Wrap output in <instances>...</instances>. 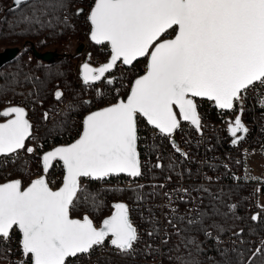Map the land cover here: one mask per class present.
Listing matches in <instances>:
<instances>
[{
	"label": "snow or ice",
	"instance_id": "1",
	"mask_svg": "<svg viewBox=\"0 0 264 264\" xmlns=\"http://www.w3.org/2000/svg\"><path fill=\"white\" fill-rule=\"evenodd\" d=\"M39 2L49 10L67 8V0ZM28 3L29 0H14L18 8ZM36 3L33 0L31 5L33 15H23L20 23H40ZM82 12L77 9L75 14ZM64 19L67 21V16ZM87 20L90 40L107 46L109 58L99 67L88 62L81 65L84 85L102 80L112 85L115 78L106 74L113 72L118 63L132 68L144 57L148 58L146 71L134 80L126 98L88 111L81 122L82 131L72 143L55 147L40 157L43 175L27 187L20 179L0 183V241L7 242L13 230L18 231L22 256L19 264H79L85 259L91 264L94 250L103 248L106 241L117 254L134 255L140 235L127 204H113L114 211L99 228L88 215L73 218L72 210L81 200L78 194L86 193L82 178L141 176L140 119L166 137L174 135L181 120L199 131L198 99L212 102L221 112H231L239 106L242 114L248 91L256 93L264 88V0H94ZM173 28L174 38L161 39ZM102 95L98 90L97 96ZM63 97L64 92L57 87L54 98L61 101ZM257 99L264 108V93ZM81 103L92 105L93 101ZM27 116L26 109L20 106L0 111V117L7 118L0 123V157H14L19 150L29 154L37 151L36 147L26 148L33 127ZM44 118H48V113ZM228 131L234 138L232 143L238 145L249 129L241 115H236L229 122ZM176 151L181 149L176 147ZM55 161L61 162L64 175L61 186L54 190L47 173ZM83 199L89 201L90 194ZM199 215V221L190 218L187 223L198 224L207 238L216 241L221 260L210 258L212 264H264V240L254 250H248L252 256L247 261L244 252L233 248L234 261L229 249L221 246L219 235L213 237L204 227L208 214ZM251 219H260L259 213ZM209 227L223 231L215 224ZM187 245L203 251L194 239H188ZM177 259L181 264H191L181 257Z\"/></svg>",
	"mask_w": 264,
	"mask_h": 264
},
{
	"label": "built area",
	"instance_id": "2",
	"mask_svg": "<svg viewBox=\"0 0 264 264\" xmlns=\"http://www.w3.org/2000/svg\"><path fill=\"white\" fill-rule=\"evenodd\" d=\"M93 5L94 0H91L88 9L84 11L85 20ZM67 16L77 21L71 10ZM78 31L87 35L84 56L88 53L96 54L91 65L99 67L107 62L109 58L107 46L93 47L94 44L89 40V32ZM175 34L176 29H171L162 39L174 38ZM84 60L85 58H82L78 63V69ZM146 65L147 62L141 64L140 75L146 71ZM123 68L119 66L111 77L116 80ZM261 93H264V88L256 93L252 90L248 91L242 105L244 109L242 114L239 112V106L231 112H221L212 102L198 99L201 129L197 131L192 125L181 120V127L172 137L163 136L142 119L138 120V132L141 137L138 142L141 176L132 178L120 175L91 181L97 182L100 189L141 191L140 196L128 205L129 216L138 230L140 241L135 245L134 255L127 257L117 254L106 241L103 248L94 250L91 264H109L107 261L110 259L132 261L138 264H165L170 237L179 234L181 225L186 224L188 219L200 220L199 213L202 212L206 197V191L203 189L230 186L246 188L248 214L252 217L259 213L260 219L254 221L264 223V180L249 178L239 170V165L247 157L264 146V108L260 107L257 99ZM111 94L112 92H107V104L115 103L117 100V98L112 100ZM72 104V98L61 102L51 119L56 120ZM236 115H241L242 122L249 129L245 139L238 145L232 143L234 138L228 131L229 122L234 121ZM80 132L51 141H43V131L33 133L26 148L36 147L37 151L29 154L26 150H20L14 157H1L0 173L6 181H10L14 172L24 167L30 174L31 181L39 178L43 175L40 157L55 147L72 143L78 138ZM176 147H179L181 151L177 152ZM13 160H15L14 163ZM157 164L162 167H156ZM63 175L62 164L56 162L47 175L50 187L54 190L60 187ZM84 181L90 180L84 179L82 182ZM183 189L187 191H182ZM99 225L95 223L98 228ZM149 232H152L151 236L148 235ZM19 239L20 234L14 229L7 242L0 241V246H8L9 264H19L22 259ZM207 239L208 245L217 247L215 240ZM220 240L223 242L221 246L229 249V252L245 244V239L240 235H232ZM262 240L264 236L255 239L254 248L260 246ZM147 245L151 247H146ZM215 252L210 251V257H213ZM79 264H88V261L81 260Z\"/></svg>",
	"mask_w": 264,
	"mask_h": 264
},
{
	"label": "trees",
	"instance_id": "3",
	"mask_svg": "<svg viewBox=\"0 0 264 264\" xmlns=\"http://www.w3.org/2000/svg\"><path fill=\"white\" fill-rule=\"evenodd\" d=\"M14 0H0V52L7 48H19L18 56L0 69V111L9 106L24 107L28 113V118L34 127V134L42 133L43 141H51L62 136H70L82 130V119L88 111H94L99 107L107 106V92H112L111 99L126 98L130 92L133 81L141 74V64L147 59H142L132 66L124 67L115 83L106 84L104 81L96 86H86L83 84L80 73H76L75 67L80 60L85 57L84 51L78 54V48L83 42L82 36L75 32L73 21L68 18L67 13L71 10L78 22L84 21L85 28L90 29V24L84 13L76 15L77 9L87 10L91 0H67L66 9H46L43 3L37 0L36 15L40 23L35 21L31 24L20 23L23 15H33L32 3L22 5L19 8L13 6ZM47 14H44V13ZM67 16V21L64 17ZM86 21V22H85ZM32 46L40 54L52 51L56 58L52 63H46L37 59L32 50ZM93 47H95L93 45ZM74 48V50L72 49ZM91 54V59L95 57ZM57 87L64 92L61 101L54 98ZM106 87V89H105ZM103 92L102 96H97V91ZM118 90V91H117ZM73 92V104L56 120L51 116L61 102L67 100L68 92ZM92 100V105H82L81 101ZM103 101V103H101ZM48 113L45 120L44 114ZM7 118L0 117V122ZM264 147V146H263ZM262 148V147H261ZM243 166V165H242ZM241 170V169H240ZM20 179L24 187L31 183V176L26 168L15 171L11 180ZM6 180L0 173V183ZM82 186L86 193L81 196L79 204L72 210L73 218H82L88 215L94 223L102 225L103 219L112 214L115 203H125L129 205L134 202L141 191L129 190H109L100 189L95 181H84ZM90 194L89 201L85 202L84 195ZM94 198L96 204L92 203ZM248 191L244 187L230 186L208 188L202 212L208 215L204 217V227L215 237L220 238L240 233L245 239V244L238 248L245 253L244 260L247 261L254 250L253 241L264 236V223L256 222L246 210ZM235 205L233 209L230 206ZM199 221V220H198ZM218 225L223 231H218L209 225ZM188 239H194L203 249L196 251L195 245H187ZM214 240V239H213ZM179 246V250H177ZM216 246L208 245L205 234L199 230V225H181V232L172 235L168 242V258L165 264H181L177 257L190 261L191 264H212L220 261L221 256L216 250ZM210 251H216L210 257ZM235 261V254L229 252ZM109 264H138L132 261L109 260ZM10 263V252L8 246H0V264ZM259 264V261H257Z\"/></svg>",
	"mask_w": 264,
	"mask_h": 264
},
{
	"label": "rangeland",
	"instance_id": "4",
	"mask_svg": "<svg viewBox=\"0 0 264 264\" xmlns=\"http://www.w3.org/2000/svg\"><path fill=\"white\" fill-rule=\"evenodd\" d=\"M72 21H73V23L75 25L74 26L75 32H78L79 33L78 30H84V31H88V32L90 31V29L88 30L87 28H85L84 21L78 22V21H75L74 19ZM79 27H81V29ZM79 34L83 38V42H82L81 45L84 46V44H86V37H87V35H85L83 32L82 33H79ZM72 49L74 50V48H72ZM82 51H85L84 50V47H83V50ZM49 52H52V51H49ZM53 53H55V52H53ZM55 58H56V55H55ZM55 58H54V60H55ZM75 71H76V73H79L78 72V66L75 67ZM105 89H106V87H105ZM68 93H69L68 94L69 97L67 99H69V98H72L73 99V97H72L73 96V92L72 91H69ZM239 170L242 171L249 178H255V179L264 180V147L258 149L257 151H255L254 153H252L249 157H247L245 159V161H243V163L241 165H239Z\"/></svg>",
	"mask_w": 264,
	"mask_h": 264
},
{
	"label": "water",
	"instance_id": "5",
	"mask_svg": "<svg viewBox=\"0 0 264 264\" xmlns=\"http://www.w3.org/2000/svg\"><path fill=\"white\" fill-rule=\"evenodd\" d=\"M13 6H15V4H14V1H13ZM82 9V8H81ZM84 11V10H83ZM83 13V12H82ZM81 13V14H82ZM174 29V28H173ZM171 30V29H170ZM163 38V37H162ZM161 38V39H162ZM90 39V38H89ZM91 41V40H90ZM92 42V41H91ZM93 43V42H92ZM94 44V43H93ZM95 45V44H94ZM83 45H81L79 48H78V51H77V53L78 54H81L82 53V50H83ZM32 50H33V54H34V56L37 58V59H39V60H41V61H43V62H46V63H52V62H54V58H55V53H53V52H47V53H44V54H40L37 50H36V48L34 47V46H32ZM20 53V49L19 48H7V49H5L4 51H2V52H0V69L2 68V67H4L6 64H8L9 62H11V61H13L17 56H18V54ZM147 59L148 60V58L147 57H144V58H140L138 61H140V60H142V59ZM90 60H91V55H90V59H89V55H88V57H87V59H86V61L85 62H88V63H90ZM137 61V62H138ZM84 62V63H85ZM137 62H135L134 64H136ZM120 63H118V65H119ZM82 65V64H81ZM117 65V66H118ZM123 65V64H122ZM124 66V65H123ZM94 67V66H93ZM125 67H127V66H125ZM116 69H117V67H116ZM115 69V70H116ZM115 70H113V72L115 71ZM80 72H81V66H80ZM110 74H112V72L111 73H108V74H106V77H108V78H111V77H109L110 76ZM80 78H81V76H80ZM82 80V79H81ZM103 81V80H102ZM102 81H100V82H98V83H96V84H93V86H95V85H98L99 83H101ZM177 115H178V118H179V113H178V110H177ZM27 118H28V116H27ZM29 119V118H28ZM30 121V120H29ZM5 122V121H4ZM31 122V121H30ZM0 123H3V122H0ZM31 124H32V122H31ZM32 126H33V124H32ZM33 131H34V127H32V134H33ZM30 139V138H29ZM26 143H27V141H26ZM20 151V150H19ZM1 158V157H0ZM56 162H59V161H55L54 163H53V166H54V164L56 163ZM61 163V162H60ZM51 170V168L49 169V171ZM49 173V172H48ZM48 173H47V175H48ZM121 175H125V174H121ZM127 176V175H126ZM82 179H85V178H82ZM22 185H23V183H22ZM24 187V186H23ZM27 187V186H26ZM101 227V226H100Z\"/></svg>",
	"mask_w": 264,
	"mask_h": 264
}]
</instances>
